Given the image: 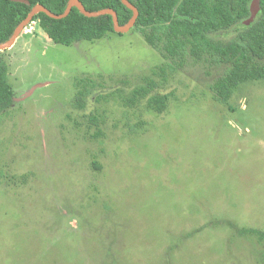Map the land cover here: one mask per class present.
Returning a JSON list of instances; mask_svg holds the SVG:
<instances>
[{
	"label": "rangeland",
	"instance_id": "rangeland-1",
	"mask_svg": "<svg viewBox=\"0 0 264 264\" xmlns=\"http://www.w3.org/2000/svg\"><path fill=\"white\" fill-rule=\"evenodd\" d=\"M34 25L0 50V264H264L241 233L264 230V82L220 102L224 67L154 74L138 27L63 45ZM148 78L162 113L129 104Z\"/></svg>",
	"mask_w": 264,
	"mask_h": 264
},
{
	"label": "trees",
	"instance_id": "trees-1",
	"mask_svg": "<svg viewBox=\"0 0 264 264\" xmlns=\"http://www.w3.org/2000/svg\"><path fill=\"white\" fill-rule=\"evenodd\" d=\"M69 0H28V2L0 0V43L6 42L16 26L36 4L54 13H62ZM89 11L113 8L118 21L126 24L132 10L121 0H80ZM138 8L133 27L141 29L151 47L164 60L159 73L166 77L181 67L187 57L210 66L224 67L212 85L213 96L225 102L232 92L246 83L264 82V0H259V11L246 24L253 0H129ZM34 30L41 29L54 43L71 45L79 40L94 41L113 29L110 14L86 17L76 7L66 17L55 19L44 12L34 15ZM98 82L85 78L81 100L96 89ZM8 80V66L0 56V116L14 102V92ZM154 79L131 90L129 104L146 99L147 106L156 112L166 108L167 96L156 92ZM81 104V103H80ZM95 169L99 165L94 163ZM264 243V230L241 229Z\"/></svg>",
	"mask_w": 264,
	"mask_h": 264
},
{
	"label": "water",
	"instance_id": "water-1",
	"mask_svg": "<svg viewBox=\"0 0 264 264\" xmlns=\"http://www.w3.org/2000/svg\"><path fill=\"white\" fill-rule=\"evenodd\" d=\"M12 1H20V2H26V3L28 2V0H12ZM121 1L124 3L126 7L132 10L131 11L132 15L126 24L119 23L116 10H114L113 8H104L101 10L89 11L85 8V6L82 4L80 0H69L65 9H63L64 11L62 13H54L51 10H48V8H46L45 6L41 4H36L33 6V8H31V11L28 13V15L16 26L12 35L9 37V39H7L6 42L4 41L0 43V50L7 49L8 47H11L14 44L20 32L29 23L32 22L35 14L39 12H44L49 17L60 19V18L66 17L69 14L70 9L72 7H76L82 14H85L86 17H97V16L104 15V14H110L112 18L114 31L125 33L134 26L136 18L138 17L139 10L129 0H121ZM258 11H259V0H253L251 4V14H250L249 19L246 21V24L253 19V17L258 13Z\"/></svg>",
	"mask_w": 264,
	"mask_h": 264
}]
</instances>
